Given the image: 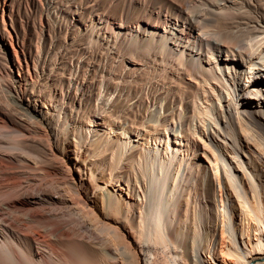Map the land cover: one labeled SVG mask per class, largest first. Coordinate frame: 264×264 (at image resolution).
Wrapping results in <instances>:
<instances>
[{"label": "rangeland", "instance_id": "obj_1", "mask_svg": "<svg viewBox=\"0 0 264 264\" xmlns=\"http://www.w3.org/2000/svg\"><path fill=\"white\" fill-rule=\"evenodd\" d=\"M185 3L194 5L192 12ZM225 21H234L231 35L219 27ZM249 55L254 64L244 58ZM255 75H264V0H0V207H19L6 212L18 217L12 221L20 219L10 227L12 244L25 252L41 249L51 264H91L90 257L100 262L103 243L66 202L73 196L66 179L81 178L99 210L101 193L106 205L109 197L116 205L120 201L125 209L117 221L127 226L124 216L137 223L149 196L140 166L149 163L158 178L161 169L171 177L182 162L177 186L168 189L174 195L169 209L176 247L167 240L169 252L163 254L169 264H182L181 255L188 264H221L213 255L217 225L207 218L211 191L203 188L215 177L206 147L219 154L218 172L224 179L231 176L240 196L251 201L260 193V185L248 184L264 180V115L255 116L263 135L247 117L249 109L264 108V83L256 92ZM197 86L205 92L195 95ZM239 120L250 128L243 131L247 134ZM179 130L187 136L178 135L182 145L169 166L165 162L175 152L171 141ZM110 147L121 157L114 167ZM103 148L108 149L100 152ZM236 195L224 188L220 201L214 191V212L229 226L224 237L243 263L262 262L250 256H264L255 249L259 241L264 247V226L251 220L241 234L245 214ZM55 223L65 236L56 237ZM30 227L46 232L47 242L33 239ZM183 241L190 243L186 250ZM138 245L140 263L152 264V243L145 237ZM162 255L154 264H163Z\"/></svg>", "mask_w": 264, "mask_h": 264}, {"label": "bare ground", "instance_id": "obj_2", "mask_svg": "<svg viewBox=\"0 0 264 264\" xmlns=\"http://www.w3.org/2000/svg\"><path fill=\"white\" fill-rule=\"evenodd\" d=\"M184 8H186L187 11L192 12L193 9H194V5L193 4L190 5V3H185V7ZM1 19L3 21L2 14H1ZM233 23H234V21H225L221 25H219V27L222 30H224V34L231 35V33L228 30L229 29L228 27L230 25H232ZM187 35H189V33H187ZM235 40H236V38L233 36V39L231 40V43H234ZM11 42H12L11 41V37H9L10 47H11V49L13 51L14 56H15V61L17 62L18 67L20 68V63H19L20 61L17 58L16 51L13 48V46L11 45ZM180 56H182V55H180ZM240 56H241V54H240ZM244 58H246L248 60L250 58V55L247 56V57L244 56ZM244 61L247 62L245 59H244ZM248 64L251 65V64H254V63L251 62V60L249 59L248 60ZM26 73H27L28 77L31 80V77L29 76V73L27 71V66H26ZM253 77H254V79L251 80L252 81V87L257 92L258 90L262 89L261 87H262V85L264 83V80H263L264 79V75H255ZM262 77H263V79H262ZM206 78H207V76L203 77V81H204V79L206 80ZM258 78H260V79H258ZM201 86H203V85H201ZM200 88H201L200 86H199V88L197 86V90L195 92L196 93L195 95H198V93H199L198 90L199 91L202 90L201 92H203V93L205 92L203 89H200ZM61 94H62V92H61ZM252 98H254V97L252 96ZM259 99H260V97H259ZM197 112H198V110H197ZM261 113L264 115V108H262V107L259 108V109H256V110L249 109V111L247 113V117H248V119H250L249 123L254 128V131H256V132L260 133L261 135H263V131L261 130L258 121L255 119V116H256V118H259V116H261ZM197 115H198V113H197ZM198 120H199L200 123L203 124V125L202 124L201 125L204 126V122H205L204 118L203 117H198ZM238 125H239V128H241L243 134L246 133V132H243V131H247V130L250 129V128L248 129V125L246 126V124L242 123V121H240V120H239ZM201 129H202V127L199 128V132L201 131ZM181 132H182L181 130L177 131V135H174L173 139H172L173 141H171V144H172L173 148L175 149V152H174L173 156L171 155V157L167 158V160L165 162L169 166L174 164L175 161H173L172 157H175L176 151L178 149H180V147L182 145L181 144L182 139L178 138V135L179 136H183V137L187 136V135L181 134ZM193 132H192V134H193ZM167 134H168V132H167ZM252 136H253V134H252ZM153 138H154V140H156L158 137L155 136ZM244 139H246V137ZM247 139H249V138L247 137ZM253 142H254V145L259 147V148L262 145L256 139H253ZM118 145H119L118 148L122 150L123 146L121 147L120 143H118ZM203 145H206V144H203ZM166 146H167V144H166ZM77 148L79 149V146H77ZM110 148H112V147H110ZM206 148H207V150L209 149V153H205V157H206L205 159L208 160V162L211 163V165H212L211 167L214 170V176H215L214 178H210L209 177V179H206L204 181V186H203L204 190L207 189L208 191H211V193H209V194L207 193L206 194V198H208L207 206H208V210H209L207 218H208V222H209L210 225H212L213 227H216V225H217V234H219V239L217 240V251H216L217 253L215 252L213 255L217 259L219 257L218 261L221 262V264H245V263H243L244 260L242 261V259H244L243 256H241V255L237 254L235 251H233L232 248H231L230 240L227 239L228 237L227 238L224 237L225 233L229 231V226L224 224L225 220H224L223 216L221 218H219L220 216L218 217V215H216V213L214 212V209H213L214 205H213L212 198H213L214 191H218V195H219V198H220L219 200L221 201V194H222V191H223L224 188L227 189V191L231 190V191H234V193L237 194L236 195L237 196L236 197V199H237V203L236 204H238L239 208L241 207L242 213L244 212V214H245V217L242 215L244 217V222L242 221L243 224H242V228H241L242 229L241 234H244V232H248V230L250 229L251 220H255L257 222L259 221L264 226V180L261 179L260 181H256V182H254L253 180H250L249 183L246 182V183H248L250 185V187H253L255 189H256V186H258V185L261 186V189L258 190V191H260V193L258 195L257 194H253L252 195L253 199L251 201L249 199H247V197H243V195L240 196L241 194L240 193L238 194V192L235 190L236 183L233 181V179L229 178L231 176L229 174H227L228 178L225 177L226 179H224V177L222 178V174H220V172H218V170H219L218 169L219 162L221 161L219 159V157H218L219 154H216L217 152H215V150L212 147L210 148V146H207ZM99 149L97 147H93L92 151H93V153H95V152L98 153ZM107 149L108 148H103L102 150H100V152H102V151L104 152ZM165 149L167 150V147ZM260 149H263V148H260ZM110 151L112 152V155L113 154L116 155V158L112 157L113 158L112 159V166L114 167V164L116 165V162L118 160H120L121 157L116 152V150L115 151L113 150V148L110 149ZM185 161L187 163V159ZM181 164H182V162L177 164V167L175 168L176 172H174V174H172L171 177L167 173H164L163 171H161L162 169L159 170L161 172L160 173L161 174L160 178L157 177L158 176L157 175L158 174V170L155 171L153 166L150 165L149 163L145 164V165L142 164L143 166H140L141 169L138 172L141 173V176H142V178L144 180V190L148 192L147 195H149V196L146 195L147 197H145V199H144L145 213L142 214V216H140V219L138 220L137 223H135L136 221H134L133 219L131 220L130 217L127 216V214L124 216L125 219H127L129 221L127 226L124 225L125 223L120 225V223L118 222L119 220L117 221V219L120 218V216L121 217L123 216L122 215L123 214V210L125 209V208L122 207V204H121L120 201H119V204L116 205L117 202L116 203L112 202V201H115V200H113L112 198L109 197L108 201H107L109 205H106V199L104 200V195L101 193L100 197H101V201H102V203H104V205L102 204V207H101L102 210L101 209L99 210L97 207H95L94 201H92L89 198H87V190H86V187H85V182H83V180L81 178H79V179H74V178L66 179L67 180V182H66L67 189L71 190L72 193H73V196L71 194L72 198H71V196L69 194L71 199L66 197V199H65L66 202H69L70 207H73V209L75 210L73 212H76L78 216L80 215L82 220H83V218L85 220L87 219L86 220L87 223L90 226L94 227V229L97 230L98 236L100 238L99 241H101V242H99L101 244L100 246H102V243H103V246H102L103 252L99 253L100 254L99 255L100 262H98L99 258L97 260V258H91L90 256H92V255H88L87 256V257H90V261H91L90 263L91 264H95L96 260H97V264H141L140 263L139 252L137 250V247L140 246L138 244L141 241H143V239L145 237H147L149 242H151L152 245H153V251H152L153 260H152V264H154L156 262V260H154V259H156L155 257H157L158 254L162 255L164 252H166V250L168 251L169 248H168L167 240L172 242L173 246H174V242L177 240V237H176V240L174 241V233L172 232V230H170V223H171V217L173 215L172 214L173 212H170V209H169V203L173 202V200H174L173 196L174 195L168 194V189H172V188H175L177 186L174 183H176L175 178H176V176H178V169L181 167ZM187 165H188V167L190 166L189 163H187ZM168 168L165 167L164 169H168ZM224 169H226V168H224ZM183 170H184V168H183ZM186 170H187V173H188V168ZM190 174L191 173L189 172V176H190ZM63 176L64 175H62V178H64ZM65 178H66V176H65ZM179 178H180V176H179ZM172 183H173V186H172ZM184 185H185V187L187 189L188 188V184H184ZM171 186H172V188H171ZM189 186H190V184H189ZM189 188L191 190L192 186L189 187ZM205 193H206V191H205ZM125 197L127 199H130V194L126 195ZM178 198H179V196H178ZM175 199H177V198H175ZM183 201H184V204L187 206L188 205L187 201L186 200H183ZM183 201L181 200L182 204H183ZM18 208L19 207L15 206V205H12V203L6 204L5 207H3V208L0 207V264H51L53 261L51 263L47 262V260H45L46 257L44 259V256H47V255H43L44 253L42 251H40L41 249L36 248L34 251L25 252V250H23L24 248L22 249V246L20 247V245L14 243V242L12 244V239H13L12 238V229H11L12 228L11 227L12 226V222H15L16 220L20 221V219H15V221H12V220H14V218H18V217H14L12 219L11 217H13V215L11 214L12 216L9 217V215L6 214V212L10 211V213H11L13 209L14 210L15 209L18 210ZM21 208L22 207H20V209H19L20 214L21 213H25V212H23L24 210H22ZM187 208H189V207H187ZM14 210H13V212H14ZM17 210H15V211H17ZM16 213H18V212H15V214ZM30 214H32V213H30ZM16 215L19 216V214H16ZM25 216H26V214H25ZM180 221L182 222V220H180ZM180 221H179V225L181 226V222ZM23 222L21 221V223H23ZM35 222H36V224L39 223L36 220H35ZM40 222H43V221L41 220ZM13 225H16V224L13 223ZM17 225H18V227L20 226L19 224H17ZM56 225H57L56 223L53 225V230H55L54 232H56L55 233L56 237L59 238L62 235L65 236L66 233L64 235V233L61 232V228L59 230V228L57 227L58 225L57 226ZM252 226L254 227V230H257V228H259V230H260V225L256 226V224H255V225H252ZM24 227L27 228L26 226H24ZM164 228H165V230H164ZM16 229L14 227L13 231L16 230ZM20 229H21V226H20ZM30 229H31V227H30ZM17 230L19 231V229H17ZM23 231L26 232L25 234H28L27 233L28 230L27 231L23 230ZM178 231H179V229H178ZM209 231H210V234L213 235L215 229L214 230H209ZM50 232H51V229H50ZM20 233L24 234L21 231H20ZM29 233L31 234L33 239H36V241L37 240L39 241V240H45L46 239V234H47L46 232L44 234L43 231H38V230L36 231L34 229L33 230L31 229ZM95 236H97V235H95ZM94 239H95V237H94ZM20 240H22V239H20ZM40 242H42V241H40ZM45 242H47V241L45 240ZM180 243H181L180 245H182L181 247L185 248V250L190 245V243L187 242V241H183V242H180ZM193 243H195V242H193ZM73 244H75V243H73ZM259 244H260V241H259ZM259 244L256 246L255 249H260V250L264 251V247L259 246ZM76 247H78V246H76ZM174 247H176V246H174ZM80 248H81V246H80ZM95 248H96V246H95ZM73 249H74V247H73ZM158 249H161V250H158ZM43 250L45 251V249H43ZM81 252H82V250H81ZM97 252H99V251H97ZM51 253H52V249H51L49 255ZM262 253L264 254V252H262ZM165 254L162 255L163 258H165V260H163L162 263L163 264H169V261L167 260ZM65 256H66V254H65ZM65 256L62 257V258H65ZM250 257H255L256 260H260V259L263 260L262 262H258V263L256 262L255 264H264V256L260 257V256H255V254H253ZM35 259H37V260H35ZM180 259H181L182 264H188L186 262V258H184L183 255L180 256ZM68 262L69 261H67L66 263H68ZM70 262L72 264H75L72 261H70Z\"/></svg>", "mask_w": 264, "mask_h": 264}]
</instances>
